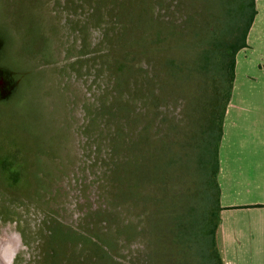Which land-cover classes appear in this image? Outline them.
<instances>
[{
  "label": "rangeland",
  "instance_id": "374dc122",
  "mask_svg": "<svg viewBox=\"0 0 264 264\" xmlns=\"http://www.w3.org/2000/svg\"><path fill=\"white\" fill-rule=\"evenodd\" d=\"M203 1L188 6L165 0L161 9L162 15L175 11L176 23L196 14L200 26L189 42L196 55L219 15L216 0ZM106 8L101 9V28L81 0H0V160L11 154L7 150H18L11 169L20 172L18 181H9L0 163V230L20 241L13 264H94L83 241L77 240L88 233L115 237L122 264H200L183 238L169 234L165 211L154 213L164 198L176 203L178 213L193 202L191 145L184 151L190 163L164 183L149 181L141 196L125 202L110 193L104 163L109 148L105 135L99 136L108 126L96 114L104 98L109 104L114 97L103 96L109 74L95 62L108 49L92 51L109 23ZM164 17L168 25L171 18ZM184 43V38L176 43L181 57L188 47ZM149 56L141 64L152 74L154 60L147 61ZM201 78L195 72L193 79L176 84H180L176 96L141 108L149 114L138 129L150 124L154 140L164 137L166 117L175 115L180 126L194 121L196 106L203 101ZM154 88L161 93L158 84ZM144 101L131 99L133 114ZM91 120L94 130L87 135L84 129ZM157 185L160 196L153 194ZM122 229L128 230L119 235ZM129 229L141 233L135 236ZM53 230L63 231L67 241L53 243ZM128 234L134 238L126 240ZM141 253L151 256L141 259Z\"/></svg>",
  "mask_w": 264,
  "mask_h": 264
},
{
  "label": "trees",
  "instance_id": "16d2710c",
  "mask_svg": "<svg viewBox=\"0 0 264 264\" xmlns=\"http://www.w3.org/2000/svg\"><path fill=\"white\" fill-rule=\"evenodd\" d=\"M81 1L89 5V9L92 10L91 16L94 17L93 23L99 27L103 22L101 13L103 7H107L106 16L109 17V23L103 27V39L92 51L108 49L106 53L103 52L96 57L95 62H98L101 68L105 67L109 74L103 88V96L111 94L114 97L109 104L104 98L98 108L99 114H96L104 117V126H108L106 132L100 131L99 136L105 135L104 140L107 141L109 148V157L104 163L111 184L110 193L125 202L141 196L149 181L164 183L181 165L190 163V159L187 161L186 158L187 152L184 151L191 145L190 152L193 153L195 169L193 174L195 179H192L193 202L185 206L183 212L178 213L176 203L164 198L163 204L154 213H162V209L165 211L162 215L166 216L167 225L171 228L169 234L183 238L194 251L200 264H223L216 245V230L221 210L217 176L218 151L223 121L233 89L236 57L241 49L247 47V37L257 14L258 0H216L220 12L218 11L215 27L204 39V44V40L199 43L203 47L197 55L196 51H193V45L190 47L189 44L190 35L200 26L196 22V14L187 15L176 23L178 17L175 11H171L170 14L165 11L163 15L161 14L165 0ZM172 1L193 6L196 0H169L170 5ZM205 1L203 2L207 3ZM165 14L171 18L168 25H165V17L162 18ZM182 25L184 27L180 28ZM183 38L185 46L188 47L181 57L176 53L178 49L176 43ZM88 46L85 44L86 48ZM149 54L146 60H154L152 74L149 73L148 67L141 64V60ZM195 72L200 73L202 77L203 101L196 106L194 121L190 119V123L180 126L175 115L171 118L166 117L162 119L164 123H169L164 137L154 140L151 139L150 124L138 129L149 114V110L146 113L141 108L148 104L151 107L158 106L164 96L173 98L177 95V87L180 86L176 84L178 82L184 84L189 78L193 79ZM157 84L161 91L158 95L154 88ZM133 98L145 99L136 114H133L135 111L131 103ZM187 106L190 107V104ZM191 110L193 111V105ZM155 114L159 115V112ZM84 130L87 135L93 132L92 120ZM180 139L184 140L179 141ZM7 151L11 154L7 153L0 163L3 171L7 173V179L18 181L20 172L12 170L11 163L15 161L14 157L19 151ZM11 159L13 161L9 162ZM162 193L163 191L161 195ZM153 194L160 196L159 185L155 186ZM102 214L107 215L106 211ZM174 214L175 221L172 222ZM125 230L128 229L119 230L118 234ZM129 231L135 232V236L141 233L137 229ZM51 233V241L56 245L67 241L63 231L53 230ZM132 238L134 236L128 234L125 239ZM71 239L73 243L77 240L83 241L88 249L89 258L95 259L94 264H122L117 258L118 242L115 237L114 239L107 237L105 233L102 235L88 233L77 240L72 237ZM149 255L141 253L139 256L143 259Z\"/></svg>",
  "mask_w": 264,
  "mask_h": 264
},
{
  "label": "crops",
  "instance_id": "0c3cea01",
  "mask_svg": "<svg viewBox=\"0 0 264 264\" xmlns=\"http://www.w3.org/2000/svg\"><path fill=\"white\" fill-rule=\"evenodd\" d=\"M236 57L218 151L223 264H264V0Z\"/></svg>",
  "mask_w": 264,
  "mask_h": 264
},
{
  "label": "water",
  "instance_id": "95a60500",
  "mask_svg": "<svg viewBox=\"0 0 264 264\" xmlns=\"http://www.w3.org/2000/svg\"><path fill=\"white\" fill-rule=\"evenodd\" d=\"M20 241L0 230V264H13Z\"/></svg>",
  "mask_w": 264,
  "mask_h": 264
}]
</instances>
